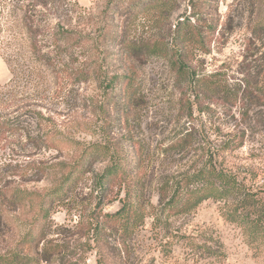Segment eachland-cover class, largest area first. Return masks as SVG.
I'll list each match as a JSON object with an SVG mask.
<instances>
[{"label":"rangeland","instance_id":"rangeland-1","mask_svg":"<svg viewBox=\"0 0 264 264\" xmlns=\"http://www.w3.org/2000/svg\"><path fill=\"white\" fill-rule=\"evenodd\" d=\"M34 1L0 0V115H17L25 109L22 107L31 105L45 104L57 109L61 112L57 118L61 129L58 137L64 140L60 143L64 150L61 154L56 150L42 152L36 158L53 166L45 168L42 181L34 182L37 176L30 174L24 156L25 147H29L24 132L9 139L13 144L0 143V188L17 196L16 202L0 198V255L17 248L36 219L39 197L62 182L64 171L58 164L100 138L96 132L100 114L95 113L101 95L98 82L72 89V97L79 103L72 99L57 105L61 81L54 73L40 69L29 51L24 14L33 9ZM75 1L72 25L85 29L99 46V50L90 48L88 55L92 59L103 58L100 52L106 49L109 53L118 50L109 40L101 42L104 28L137 46L135 52L125 56L126 62L114 56L104 63L109 74L132 75L137 93L126 122L113 124L108 130L111 142L126 148L133 141L137 152L143 155L148 204L144 224L132 235H121L107 223L98 225L95 234L90 231L91 224L96 225L92 213H115L121 207L119 199L123 194L117 198L115 192H109L99 200L97 193L92 194L91 179L86 178L75 201L55 206L47 240L53 242L56 247L52 248L59 254L49 263L39 264H264V237L253 239L242 227L227 221L224 214L229 202L209 200L189 214L172 215L163 210L158 198L160 179L179 177L192 162H205V158H198V144L186 150L175 146L187 129L214 148L248 129L243 147L232 154L225 151L218 164L236 173L264 201V114L256 115L258 108L254 107L256 112L251 113L250 119L242 118L244 107H251L243 100L246 87L258 78L264 80L260 77L263 73L259 77L244 74L264 70V39L254 41L251 35L252 27L264 16V0H220L219 15L226 28L212 37L209 54L194 58V66L201 73L220 72L229 90L238 95L230 103L193 97L191 89L178 86L176 70L156 55L154 46L166 47L171 42L173 24L189 11L190 0L170 19H157L154 4L146 9L140 7L139 3L145 0ZM118 8L123 9L121 16L116 14ZM36 9V20L52 36L58 23L54 12ZM53 48L45 49L54 51ZM85 97L91 108L84 106ZM25 120L20 118V122ZM9 154L13 159L11 166L3 168ZM107 165L108 162L97 165L95 172L103 171Z\"/></svg>","mask_w":264,"mask_h":264},{"label":"trees","instance_id":"trees-1","mask_svg":"<svg viewBox=\"0 0 264 264\" xmlns=\"http://www.w3.org/2000/svg\"><path fill=\"white\" fill-rule=\"evenodd\" d=\"M186 1L145 0L139 4L145 9L154 4V16L157 19H170ZM34 2L36 4L33 9H28L24 14V31L29 38V51L36 63L40 64V69L42 67L54 73L61 81V86L58 85L57 105L70 102L72 99L79 103L77 98L72 97L74 92L72 89L94 80L98 82L101 95L96 102L95 113L100 114V121L96 127L100 138L85 147L82 152L73 155L67 162L58 164L64 171L62 182L54 190L39 197L41 199L36 219L31 224L30 230L18 242L14 251L8 255H0V264H39L52 261L53 257L59 254L57 250H53L52 247H56L53 242L47 240L53 210L55 206L71 200L75 201L79 196L77 190L88 177L93 184L92 194L97 193L99 200L105 198L109 192H115L117 198L123 194L119 199L121 207L115 213H92L96 225L91 224L90 231L96 232L95 234L98 233V225L107 223L121 235H132L144 224L145 205L148 204L147 173L144 171L143 155L137 152L133 141L126 148L111 142V134L108 130L113 124L126 122V115L131 107L135 106L137 93L132 75L109 74L105 71L104 63L108 57L114 56L120 61H127L125 56L137 50L136 44L116 37L106 32L107 29L104 28L100 33L101 42L109 40L118 50L109 53L110 51L106 49L100 52L103 58L92 59L88 55L90 48L99 50V46L93 43L91 35L86 33L85 29L72 25L77 6L75 0H35ZM219 2L220 0H190L189 11L181 15L173 24L171 42L166 47L156 44L154 48L156 55L165 58L176 70L178 86L191 89L193 97L199 100L201 96H206L224 99L230 103L237 100L238 95L229 90L220 72L215 70L204 74L194 66V58L209 54L212 37L216 33L220 35L226 28V23L221 24ZM39 7L45 11H53L58 20L52 36L47 33L48 29L36 20L35 12H38L36 8ZM122 8L124 9V6ZM122 8L117 9V15L123 14ZM251 35L254 41L264 39V16L252 27ZM52 46L54 51H46L45 48L51 49ZM11 72L15 77V71L12 69ZM261 73L263 75L260 76ZM244 74L246 76L258 74V77L264 78V70L260 69L257 73ZM260 80L258 78L252 85L248 84V88L246 87L244 91V103L246 101L251 107L250 109L244 107L243 119L251 118V113L256 112L254 107L258 108L256 115L264 114V80ZM29 83L31 84L32 81L30 80ZM44 100L47 101L49 98ZM83 102L86 108H91L86 105L88 102L86 97ZM47 106L45 104L25 106L22 107L25 109L17 115L13 113L0 115V143L13 144L9 139L20 131L24 132L26 146H29L25 147L24 156L30 174L37 176L34 182L42 181L43 176L46 175L45 168L52 165L36 158L42 152L56 150L61 154L64 150L60 146L64 140L58 137L61 135V129L57 118L61 112ZM21 117L27 120L20 122ZM185 132L175 142V146L186 150L198 144L200 148L197 152L201 154L198 158H205V162L197 164L198 161L195 160L196 163L192 162L193 165L179 177L160 179L158 198L163 210L172 215H185L195 211L205 201L229 202V209L224 214L226 220L242 227L253 239L264 237V201L257 193L251 191L236 173L218 164L219 157L223 156L225 151L229 150V154H232L243 147L248 129H244L236 138L230 140L231 142H222L216 148L207 146L206 141L195 137L193 130L187 129ZM10 151L12 155L15 154L13 149L10 148ZM12 155H7L5 161L8 163L7 165L2 163L3 168L11 166ZM106 162L108 165L103 171L96 173L95 167ZM1 197L12 199L13 202L17 201L16 194L3 187L0 188Z\"/></svg>","mask_w":264,"mask_h":264}]
</instances>
